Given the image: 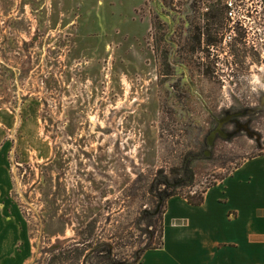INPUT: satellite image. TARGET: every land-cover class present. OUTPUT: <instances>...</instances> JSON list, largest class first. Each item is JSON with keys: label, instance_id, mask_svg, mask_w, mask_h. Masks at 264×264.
<instances>
[{"label": "rangeland", "instance_id": "1", "mask_svg": "<svg viewBox=\"0 0 264 264\" xmlns=\"http://www.w3.org/2000/svg\"><path fill=\"white\" fill-rule=\"evenodd\" d=\"M224 1L0 0V264H139L264 156V0Z\"/></svg>", "mask_w": 264, "mask_h": 264}, {"label": "crops", "instance_id": "2", "mask_svg": "<svg viewBox=\"0 0 264 264\" xmlns=\"http://www.w3.org/2000/svg\"><path fill=\"white\" fill-rule=\"evenodd\" d=\"M3 162L1 190L7 177ZM203 196L199 206L178 195L167 198L162 244L146 250L139 264H264V156L247 159ZM19 216L7 209L0 215L1 258L2 244L13 243Z\"/></svg>", "mask_w": 264, "mask_h": 264}, {"label": "trees", "instance_id": "3", "mask_svg": "<svg viewBox=\"0 0 264 264\" xmlns=\"http://www.w3.org/2000/svg\"><path fill=\"white\" fill-rule=\"evenodd\" d=\"M256 156H261V155H256ZM252 157H254V156H252ZM252 157H250V158H252ZM250 158H248V159H250ZM222 180H223V179H222ZM215 184H216V183H215ZM215 184H213V185H215ZM213 185H212V186H213ZM210 187H211V186H210ZM208 188H209V187H208ZM206 190H207V189H206ZM206 190L203 191V192L200 193V194H197V193H196V194L193 195V196H189V195L185 196V195H179V194H168V198L171 197V196H176V195H178V196H181L182 198L186 199L187 202H188L189 204L194 205V206H199V205H201V204L203 203V200H204V196H203V194L206 192ZM161 244H162V231H161V234H160V240H159V242L156 243L155 246H153V247H151V248H148L147 250H149V249H156V248L160 247Z\"/></svg>", "mask_w": 264, "mask_h": 264}, {"label": "built area", "instance_id": "4", "mask_svg": "<svg viewBox=\"0 0 264 264\" xmlns=\"http://www.w3.org/2000/svg\"><path fill=\"white\" fill-rule=\"evenodd\" d=\"M224 5L226 7L227 12L229 13V16L232 18V11L234 9V3L232 0H225Z\"/></svg>", "mask_w": 264, "mask_h": 264}]
</instances>
